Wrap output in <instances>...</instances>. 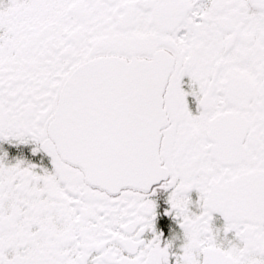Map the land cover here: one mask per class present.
I'll return each instance as SVG.
<instances>
[{"label": "snow or ice", "instance_id": "6c2138e0", "mask_svg": "<svg viewBox=\"0 0 264 264\" xmlns=\"http://www.w3.org/2000/svg\"><path fill=\"white\" fill-rule=\"evenodd\" d=\"M0 264H264V0H0Z\"/></svg>", "mask_w": 264, "mask_h": 264}]
</instances>
